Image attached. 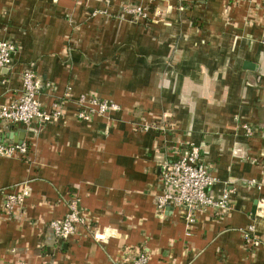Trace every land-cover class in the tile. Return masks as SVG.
Returning <instances> with one entry per match:
<instances>
[{
    "label": "crops",
    "instance_id": "0c3cea01",
    "mask_svg": "<svg viewBox=\"0 0 264 264\" xmlns=\"http://www.w3.org/2000/svg\"><path fill=\"white\" fill-rule=\"evenodd\" d=\"M0 40L16 47L0 70V107L19 96L27 66L46 111L71 96L55 122L1 124L0 142L28 151L0 158V264H120L141 250L148 264H264L259 0H0ZM82 94L119 108L78 121ZM190 144L214 179L208 194L230 200L227 214L197 211L191 224L156 211L162 166ZM23 187V207L6 215L4 196ZM71 198L91 230L56 241L48 224Z\"/></svg>",
    "mask_w": 264,
    "mask_h": 264
},
{
    "label": "built area",
    "instance_id": "2783aa9c",
    "mask_svg": "<svg viewBox=\"0 0 264 264\" xmlns=\"http://www.w3.org/2000/svg\"><path fill=\"white\" fill-rule=\"evenodd\" d=\"M237 2H251L252 0H235ZM264 9V0H259ZM133 16L147 17V9L132 7L127 10ZM16 52L13 43L0 40V70L12 65V57ZM20 94L7 105L0 107L1 124L22 125L30 128L33 123L38 127L57 121L62 115V107L70 100V88L61 99L56 101L46 111L40 100L41 83L37 79L33 66L25 67L20 75ZM118 106L110 100H99L95 97L82 94L76 103L75 118L81 122H89L94 116H104L109 111L118 110ZM250 136L251 129L243 127ZM27 145L22 142L4 144L0 142V158H24L27 155ZM201 149L193 144L188 145L175 159L165 163L161 168V180L165 191L156 199V211L163 214L167 208L177 209L179 215L186 223L194 222V213L208 209L227 214L230 211V200L227 193L213 198L208 194L209 188L214 184L207 167L202 163ZM29 196V189L23 187L17 194H7L3 198V210L6 215H12L23 207L25 199ZM83 226L91 230L89 223L85 222L78 207V200L69 199L67 213L62 220H53L48 224V229L56 241H65L75 235L77 229ZM254 227L249 226L243 234L247 243L253 244L251 233ZM94 233V232H93ZM94 237L103 240L102 235L94 233ZM147 251H138L133 259L120 264H148Z\"/></svg>",
    "mask_w": 264,
    "mask_h": 264
}]
</instances>
